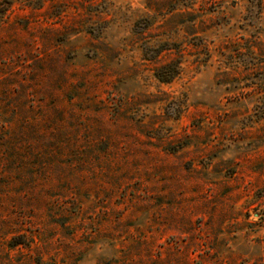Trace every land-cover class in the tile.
Returning a JSON list of instances; mask_svg holds the SVG:
<instances>
[{"label":"rangeland","instance_id":"1","mask_svg":"<svg viewBox=\"0 0 264 264\" xmlns=\"http://www.w3.org/2000/svg\"><path fill=\"white\" fill-rule=\"evenodd\" d=\"M0 264H264V0H0Z\"/></svg>","mask_w":264,"mask_h":264},{"label":"trees","instance_id":"2","mask_svg":"<svg viewBox=\"0 0 264 264\" xmlns=\"http://www.w3.org/2000/svg\"><path fill=\"white\" fill-rule=\"evenodd\" d=\"M174 11L176 8L169 11L170 16L161 14L164 20L156 30L158 33L154 36L148 34L151 22L147 19L139 20L134 28L135 42L142 44V60L150 64L154 78L161 84H170L182 74L186 54L196 55L195 62L198 64L207 61L200 58L201 54L206 53L209 57L208 48L202 44L191 42V40H198L197 34L205 31L206 22L200 18L195 9L189 12ZM182 30L183 37L187 40L190 39L186 42V46L184 45L185 41H171V37L179 36ZM146 37H161L164 40L151 46ZM198 41L201 42V40Z\"/></svg>","mask_w":264,"mask_h":264}]
</instances>
